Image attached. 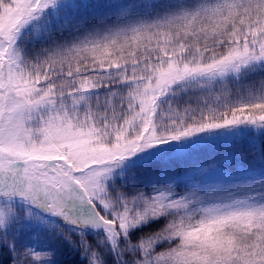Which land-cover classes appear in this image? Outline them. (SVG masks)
<instances>
[{"label":"snow or ice","instance_id":"6c2138e0","mask_svg":"<svg viewBox=\"0 0 264 264\" xmlns=\"http://www.w3.org/2000/svg\"><path fill=\"white\" fill-rule=\"evenodd\" d=\"M0 264H264V0H0Z\"/></svg>","mask_w":264,"mask_h":264},{"label":"rangeland","instance_id":"374dc122","mask_svg":"<svg viewBox=\"0 0 264 264\" xmlns=\"http://www.w3.org/2000/svg\"><path fill=\"white\" fill-rule=\"evenodd\" d=\"M232 89L231 92V101L232 103H238L239 100L243 97V98H247V93L246 91H238L234 89V86H229Z\"/></svg>","mask_w":264,"mask_h":264},{"label":"trees","instance_id":"16d2710c","mask_svg":"<svg viewBox=\"0 0 264 264\" xmlns=\"http://www.w3.org/2000/svg\"><path fill=\"white\" fill-rule=\"evenodd\" d=\"M234 89L237 90V88L234 86Z\"/></svg>","mask_w":264,"mask_h":264}]
</instances>
